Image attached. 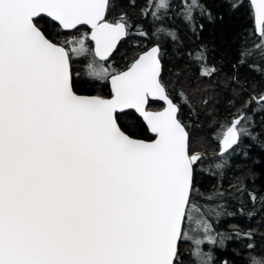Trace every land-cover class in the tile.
<instances>
[{
  "label": "snow or ice",
  "instance_id": "obj_1",
  "mask_svg": "<svg viewBox=\"0 0 264 264\" xmlns=\"http://www.w3.org/2000/svg\"><path fill=\"white\" fill-rule=\"evenodd\" d=\"M229 3L242 7L239 0ZM118 7L117 0H0V264H184L181 245L190 240L195 264H213L201 245L207 240L226 246L228 237L215 232L209 217L222 215L224 205L215 201L232 193L218 185L206 194L200 177L222 173L226 157L252 135L249 109L253 115L264 112V90L256 95L253 85L242 99L247 87L239 77L254 55L264 61V29L251 47L241 38L228 80L227 105L236 112L213 121L221 145L217 161L193 146L200 115L195 96L202 90H186L182 70L175 82L163 75L168 46L179 52L182 31L200 39L201 20L217 17L206 0H147L135 21L123 10L113 16ZM258 12L264 26V0ZM83 27L90 35L80 32ZM72 32L79 36L60 39ZM133 36L149 44L136 45L145 50L126 70L91 73L110 80L109 95L86 94L99 81L82 80L73 58L88 52L93 64L106 61L120 41ZM88 40L94 49L85 47ZM210 51L201 40L184 52L202 79L220 71L209 63ZM157 99L165 102L162 110L152 108ZM185 108L190 120L183 118ZM250 175L254 180L255 173ZM233 188L253 204L258 198L264 203L243 182ZM194 223L203 239L190 235ZM243 236L251 239L253 233ZM246 247L254 249L251 243Z\"/></svg>",
  "mask_w": 264,
  "mask_h": 264
},
{
  "label": "trees",
  "instance_id": "obj_2",
  "mask_svg": "<svg viewBox=\"0 0 264 264\" xmlns=\"http://www.w3.org/2000/svg\"><path fill=\"white\" fill-rule=\"evenodd\" d=\"M242 4L238 10L230 7L229 0H206L208 9L217 17L215 22L209 21L207 18L201 20L204 24V31L200 34V39L192 36L186 31H182L181 39L184 47L177 51L173 45L168 46V55L163 61V75L166 81L175 82L177 77L175 73L182 70L180 75V83L186 90L200 88L202 91L195 96L199 119L194 121L195 127L192 131L193 146L197 151H206L209 157H215L219 160L220 146L216 138L217 125L214 120L223 122L231 118V113L236 112L235 108H230L227 105V100L231 94L232 85L228 83L229 77L234 73L233 65L239 57L241 38L244 37L249 42V47L253 43L259 42V35L256 31L253 11L249 0H239ZM119 7L113 13V16H119L121 10L127 12L128 15L135 21L140 9L145 8L147 0H134L135 7L130 5L133 0H117ZM223 17L220 20L219 17ZM264 29V26H263ZM135 32V28H133ZM81 33L87 32V28L83 27ZM78 33H66L60 36V39L71 40ZM201 40L209 47V63L214 64L220 71L218 76L210 79H202L200 70L194 63L189 62L185 51H192L196 48ZM88 48L92 49L91 42L88 40ZM149 44L148 40H142L139 36L125 38L120 42L114 54L106 61H99L93 64V58L90 53L75 56L74 67L82 80H97L99 84L96 89L88 91L86 94L106 95L109 94L108 81L100 79V76L91 75L92 67H99L97 63H112L113 69L124 70L132 62V59L137 53L144 51L141 47H136L137 44ZM252 64H257L258 68L252 67ZM104 69V68H102ZM105 70V69H104ZM264 70V61H261L259 55L251 57L248 64L239 68V77L241 83L247 87V91L242 92V99L247 100L249 94L252 93L253 85H256L255 94L258 95L261 90H264V77L260 72ZM107 83V86H103ZM227 89V90H226ZM173 95H175L173 93ZM201 99H208L207 107L200 104ZM162 103L156 101L152 104V108L162 107ZM252 108H256L254 104ZM249 115L253 116L254 125H249L251 136L244 138V148L237 150L231 156H227V164L222 173L216 176H210L205 172L201 177L200 189L204 193L212 191L214 186L222 185L221 191L225 189L232 193L225 196L223 200L215 201L224 205L223 213L217 220L212 216L209 219L212 221V226L216 233L225 234L226 246L222 247L218 242L213 245L207 240L201 245V248L206 253H211L213 256V264H222V261L227 259L231 264H251L249 255L252 252H260L261 259H264V203L259 198L253 204L249 196L235 192L233 186L239 187L241 182L247 187L248 192L255 191L259 196H264V147H261V142H264V112L256 111L253 115L252 109H249ZM191 113L187 108L184 109V119L190 120ZM255 137V139L253 138ZM245 153H247L245 155ZM205 168L208 167V161L205 162ZM215 170V169H214ZM250 171L255 173L253 180ZM199 199V198H198ZM205 203L204 200H200ZM214 206V204H213ZM243 208V212L241 211ZM250 213H255L250 215ZM193 227L197 226L193 224ZM251 231L253 236L247 239L243 233ZM197 234L190 232L193 239L204 237L202 230H197ZM195 232V233H196ZM237 232L241 235H237ZM215 234V233H213ZM219 241V236H217ZM254 246L253 250H249L248 244ZM195 249L193 241H186L181 245L182 258L184 264H195L192 255Z\"/></svg>",
  "mask_w": 264,
  "mask_h": 264
},
{
  "label": "rangeland",
  "instance_id": "obj_3",
  "mask_svg": "<svg viewBox=\"0 0 264 264\" xmlns=\"http://www.w3.org/2000/svg\"><path fill=\"white\" fill-rule=\"evenodd\" d=\"M77 36H79V35H77ZM71 46L72 47H76V46H78V45H75V44H71ZM85 47L86 48H88L89 46H88V43H87V41H85ZM86 53H88V52H85V53H82L81 55H83V54H86ZM97 64H99V67H92V68H90V70L93 72V71H95V72H97V73H104V69L105 70H107V72H111L112 70H113V65H112V63H107L106 65L105 64H101L100 62L99 63H97ZM102 68H104V69H102ZM154 109H157V108H154ZM220 147H221V145H220ZM212 217L215 219V220H217L219 217H216L215 215H212ZM195 224V223H194ZM196 225V224H195ZM192 229H193V231H192V233L193 234H197V230H196V228H194L193 227V225H192ZM196 232V233H195ZM198 239H202V238H198ZM262 255L260 254V252H259V254H258V252L256 251V252H252L250 255H249V259H250V257H254L257 261H264V259H261L262 257H261ZM250 262H251V260H250Z\"/></svg>",
  "mask_w": 264,
  "mask_h": 264
},
{
  "label": "water",
  "instance_id": "obj_4",
  "mask_svg": "<svg viewBox=\"0 0 264 264\" xmlns=\"http://www.w3.org/2000/svg\"><path fill=\"white\" fill-rule=\"evenodd\" d=\"M249 1H250V4H251V7H252V11H253L254 23H255L256 31H257V33H258V35H259L260 30L263 29V26H261L260 23H259V12H258V4H259V0H249ZM87 28H88V27H87ZM88 29H89V28H88ZM92 42H93V41H92ZM120 42H121V41H120ZM120 42L117 44L116 49L118 48ZM94 47H95V45H94V42H93V49H94ZM116 49H114L113 53L116 51ZM113 53H112V54H113ZM126 69H127V68H126ZM126 69H125V70H126ZM123 71H124V70H123ZM109 87H110V90H111L110 80H109ZM157 101L162 102V103L164 104V107L166 106L164 101H161V100H158V99H157ZM164 107H163V108H164ZM163 108H162V109H163ZM162 109H160V110H162Z\"/></svg>",
  "mask_w": 264,
  "mask_h": 264
},
{
  "label": "flooded vegetation",
  "instance_id": "obj_5",
  "mask_svg": "<svg viewBox=\"0 0 264 264\" xmlns=\"http://www.w3.org/2000/svg\"><path fill=\"white\" fill-rule=\"evenodd\" d=\"M70 46V45H69ZM106 94V97L109 95V94H107V93H105ZM162 108V107H161ZM159 109V108H158ZM219 146H220V144H219ZM221 148V147H220Z\"/></svg>",
  "mask_w": 264,
  "mask_h": 264
}]
</instances>
